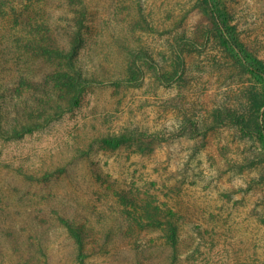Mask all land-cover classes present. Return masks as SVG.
Here are the masks:
<instances>
[{"label":"rangeland","instance_id":"374dc122","mask_svg":"<svg viewBox=\"0 0 264 264\" xmlns=\"http://www.w3.org/2000/svg\"><path fill=\"white\" fill-rule=\"evenodd\" d=\"M261 64L264 0H0V264H169L168 211L176 264H264Z\"/></svg>","mask_w":264,"mask_h":264},{"label":"trees","instance_id":"16d2710c","mask_svg":"<svg viewBox=\"0 0 264 264\" xmlns=\"http://www.w3.org/2000/svg\"><path fill=\"white\" fill-rule=\"evenodd\" d=\"M223 25V26H222ZM221 25V28L224 29V24ZM231 30H229L227 27H225L224 32H225V38H227L230 41L231 46H236L238 49V42L236 39L233 38L232 31L233 29L230 27ZM75 34V33H74ZM76 40V34L75 37H72L73 41L71 43V48H70V53L64 55H61L63 58H66L67 60V67L70 71H72L71 75L67 73H56V76L54 77L55 81V86L54 89L57 90L58 94L62 97H67L69 94H71L70 99H72V102L69 103L66 107H63L55 112L53 114L48 113L45 118H42V120L47 121L50 118L56 117L58 114H61L65 111H70L72 108H75L78 106V102H75L77 98L80 96V94L86 89V85L94 83L91 80H86L80 79V74L77 73L75 68L73 67L72 64H70L71 57L73 55L74 51V42ZM77 43V41L75 42ZM43 48V49H42ZM73 48V49H72ZM41 52L43 54L47 53V50H45L44 47H41ZM73 50V51H72ZM61 51V50H60ZM242 53V51L240 50ZM262 68H260L261 71L260 73H264V65L261 64ZM123 82L122 81H115L111 82L110 84L116 86H120ZM127 84H131L132 81H127ZM53 89V90H54ZM71 92V93H70ZM61 98V97H60ZM48 111L41 110L40 112H35L37 118L42 116L43 114L47 113ZM29 116H33V112H28ZM33 127V126H31ZM31 127L25 128L28 130ZM138 131V130H137ZM20 133H17V135ZM161 137L158 136L156 133H139L137 132H122L119 135H104L101 136L100 139H97L96 142H99L105 149H110V150H115L120 148L121 146L128 145V146H133L135 145L141 153H145L146 150L150 148V145L152 144H158V145H165V140L166 139H160ZM83 154H87L86 151H81ZM150 205L147 204L146 207L148 208ZM144 211V209H143ZM163 218L160 219H152L148 222V224H143V227H157L160 232L165 234L163 237L164 243L166 247L170 249V254H168V262L169 264H176L177 260V248L180 243V233H181V228H182V223L177 222L174 219V215L171 211H168L167 213L163 214ZM77 239L80 240V231L77 233Z\"/></svg>","mask_w":264,"mask_h":264}]
</instances>
